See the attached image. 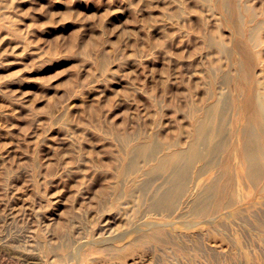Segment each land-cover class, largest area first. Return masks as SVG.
Here are the masks:
<instances>
[{"label":"rangeland","instance_id":"obj_1","mask_svg":"<svg viewBox=\"0 0 264 264\" xmlns=\"http://www.w3.org/2000/svg\"><path fill=\"white\" fill-rule=\"evenodd\" d=\"M224 3L0 0V264H264L260 209L150 211L155 158L130 168L134 145L187 148L254 32L264 91V0Z\"/></svg>","mask_w":264,"mask_h":264},{"label":"bare ground","instance_id":"obj_2","mask_svg":"<svg viewBox=\"0 0 264 264\" xmlns=\"http://www.w3.org/2000/svg\"><path fill=\"white\" fill-rule=\"evenodd\" d=\"M224 1L228 0H223V6ZM257 38L254 32L250 42L254 44ZM253 44H237L239 72L234 92L215 96L212 104L195 115L185 150L176 148L156 157L158 148L151 141L130 148V168L134 171L139 170L140 160L155 158L154 165L142 171L146 180L140 185L143 192H151L150 211L171 213L187 208L185 215L203 221L197 223L200 226L220 214L228 215L224 214L227 211L236 218L258 209L264 212V91L254 84L251 75ZM223 81L233 84L228 75ZM195 163L199 165L194 176ZM259 227L264 229V222ZM157 239L163 243L161 235ZM239 253L240 258L247 254L245 250ZM206 259L202 247L191 255L192 261Z\"/></svg>","mask_w":264,"mask_h":264}]
</instances>
